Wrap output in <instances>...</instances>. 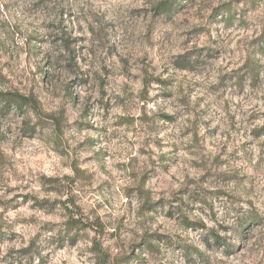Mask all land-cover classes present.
<instances>
[{
	"label": "rangeland",
	"instance_id": "1",
	"mask_svg": "<svg viewBox=\"0 0 264 264\" xmlns=\"http://www.w3.org/2000/svg\"><path fill=\"white\" fill-rule=\"evenodd\" d=\"M161 1L0 0V264H264V0Z\"/></svg>",
	"mask_w": 264,
	"mask_h": 264
},
{
	"label": "trees",
	"instance_id": "2",
	"mask_svg": "<svg viewBox=\"0 0 264 264\" xmlns=\"http://www.w3.org/2000/svg\"><path fill=\"white\" fill-rule=\"evenodd\" d=\"M175 5V0H164L156 5V9L160 12L170 13ZM251 69V68H250ZM0 108L3 111H8L10 107H13L18 112H23L26 106H29L34 112H37L38 105L35 99L30 95H21L16 92L1 91L0 90ZM54 126L57 131H60V122L58 119H54ZM69 228H74L76 226L86 227L87 224L78 219L71 218L67 223Z\"/></svg>",
	"mask_w": 264,
	"mask_h": 264
}]
</instances>
